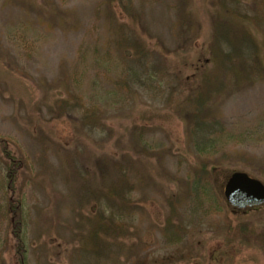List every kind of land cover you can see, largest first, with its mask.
Instances as JSON below:
<instances>
[{
	"label": "rangeland",
	"instance_id": "obj_1",
	"mask_svg": "<svg viewBox=\"0 0 264 264\" xmlns=\"http://www.w3.org/2000/svg\"><path fill=\"white\" fill-rule=\"evenodd\" d=\"M110 7L107 0H0V139L22 164L12 191L0 158V264H16L7 205L17 200L27 264H264V205L236 213L223 197L235 172L264 185V0ZM216 25L230 37V52L244 56L242 65L233 59L237 76L221 68L228 48L213 46ZM126 35L152 52V71L164 69L128 96L110 85L129 55L116 47ZM104 53L118 65L103 69ZM203 77L212 98L202 120L223 136L196 158L187 112L176 116L169 105L202 90ZM179 82L180 95L168 99ZM121 165L130 170V209L83 202L85 173L105 185ZM204 165L210 196L198 204L193 184ZM101 212L128 231L94 253L77 236L89 231L86 216Z\"/></svg>",
	"mask_w": 264,
	"mask_h": 264
},
{
	"label": "trees",
	"instance_id": "obj_2",
	"mask_svg": "<svg viewBox=\"0 0 264 264\" xmlns=\"http://www.w3.org/2000/svg\"><path fill=\"white\" fill-rule=\"evenodd\" d=\"M108 1V10L110 6L113 5V3L116 0H107ZM119 3H122L123 1L126 2V4L129 6L130 0H117ZM222 2H226L227 0H221ZM234 2V1H233ZM113 9V7H110ZM112 12V10H110ZM112 16L114 14L112 13ZM130 19V18H129ZM131 21H135L136 17L132 15ZM221 25H216L215 29L218 35H214L212 39L213 46H216V50L224 43L228 51L223 56V61L221 62V68L224 70L226 75H228V72L231 73V75H239L241 71H237L234 66V60L238 56H242L243 54L234 55L230 52V44L231 39L228 37V35H221L223 28L220 27ZM120 36V35H119ZM123 42L117 41L116 47L119 48H125L124 46H127V50L129 52V55L125 58V56H121L124 59L123 65L121 67L120 71V78H116L113 81H111L110 85H112V93H119L121 95H130L134 92H137V88L141 89L144 88L146 83H152L153 81H156L157 74L159 75L164 70L162 66L156 70V65L153 67V71L150 69L149 60L150 56H154L152 52L148 51L146 47L143 46V42L137 40L135 35H126L123 38ZM218 45V46H217ZM224 45V46H225ZM123 46V47H122ZM237 46V45H235ZM125 50V51H127ZM218 51V50H217ZM239 52V50H238ZM124 53V52H123ZM237 56V57H235ZM244 58V56H242ZM241 59V65L243 62V58ZM129 60V61H128ZM123 61V60H122ZM99 64L102 65L103 69H108V64L111 63L113 66L116 67L118 63L111 62L109 59H107V54L104 53V57L101 59V61H98ZM240 65V68H241ZM146 67H149L146 69ZM239 67V65L237 66ZM123 68V69H122ZM240 68H238L240 70ZM175 75V79H176ZM199 77L194 78L193 83L197 81ZM177 80V79H176ZM178 80L184 83L180 77H178ZM189 80H192L190 78ZM186 81V80H185ZM201 81V80H200ZM202 81H204V77L202 78ZM179 86L175 89L174 93L170 94V97L168 99L176 98L180 95V82L178 83ZM202 90L198 92V88L185 94V89H182L181 94H185L183 97V101L181 104L177 103L178 98L175 99L176 105H169L173 107V113L178 115H182L183 113L187 112L188 119L190 120V123L193 125V129L190 133V136L194 138L191 139V147H192V153L193 156L196 158H201L202 156L209 155L214 151V147L216 144L220 141L222 135L221 128H218L217 124L209 123V121H203V118H206L207 111L209 109L207 108L209 105V102L212 98V92L210 90H204L205 89V81L201 84ZM192 87V86H190ZM220 87L222 89V86L220 84ZM224 87V86H223ZM219 89V91L221 90ZM204 90V92H203ZM145 93L146 91L143 90ZM182 100V99H181ZM169 108V107H168ZM86 122L89 121L88 119L85 120ZM84 121V122H85ZM211 152V153H210ZM0 158H2L4 161V166L6 170V180L9 183L8 188H10L12 191H14V184L16 183V179L19 176L20 170H21V160L17 159L13 156V154L10 152V150L7 148L6 144L3 140L0 139ZM123 168V170H120ZM215 166L212 167L211 170H215ZM117 170V178L114 181H106L105 185L100 184L99 186L92 185L91 180L87 178L88 174L85 173V177L82 180L81 190L83 193L84 200L83 202L94 200L95 205L93 206L94 210H101V209H109V208H115L118 209L119 212L121 210L130 209L132 205L131 200V194H132V186L131 183L127 181V178L130 175V170L128 167L125 166H117L115 167ZM209 173L207 171V167L204 165L199 170L196 171L195 177L196 180L193 184V191L194 194L193 199L198 204L200 202L205 203V200L209 199V193L205 190V181L207 180ZM231 175V174H230ZM249 176V175H248ZM205 178V179H204ZM80 188V187H79ZM78 188V189H79ZM13 201V200H12ZM15 202L17 205H11L12 203L7 205V214L9 215V230L11 232V236L13 238L12 242V253L16 264H27L26 263V246H25V239H24V229H25V219L23 216L22 206H20V200H17ZM228 205V204H227ZM231 208V207H230ZM236 213H243L240 210H236L231 208ZM248 211L249 209H245ZM86 223L90 225V228L87 231L86 236L82 234V236L78 235L77 238L81 237L85 240V243L91 244L90 249L95 253L100 250L99 244L104 241H113L114 244H117L116 242L119 241L120 238H123V235H126L127 227L120 226L116 224L115 218L113 215H111L109 218H105L103 216V212L101 213H93L89 216H86L84 219ZM125 226V225H124ZM80 234V233H78ZM86 249V248H85ZM83 249V250H85Z\"/></svg>",
	"mask_w": 264,
	"mask_h": 264
},
{
	"label": "water",
	"instance_id": "obj_3",
	"mask_svg": "<svg viewBox=\"0 0 264 264\" xmlns=\"http://www.w3.org/2000/svg\"><path fill=\"white\" fill-rule=\"evenodd\" d=\"M223 197L233 209L258 208L264 205V185L246 173H232L223 187Z\"/></svg>",
	"mask_w": 264,
	"mask_h": 264
}]
</instances>
